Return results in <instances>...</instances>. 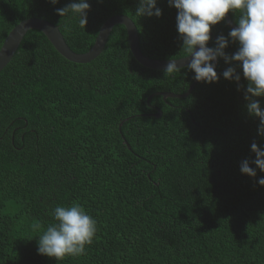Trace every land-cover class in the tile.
Instances as JSON below:
<instances>
[{"label":"trees","instance_id":"16d2710c","mask_svg":"<svg viewBox=\"0 0 264 264\" xmlns=\"http://www.w3.org/2000/svg\"><path fill=\"white\" fill-rule=\"evenodd\" d=\"M70 2L0 0V49L19 23L42 18L85 54L109 18L126 15L144 55L186 57L168 0H157L159 18L136 16L139 0H88L85 30L56 14ZM230 30L226 19L213 26L208 46ZM238 48L229 38L225 52ZM229 66L218 59V82L164 99L154 94L186 93L195 73L141 65L125 26L86 64L30 30L0 72V264H57L38 254L37 240L55 207L74 203L97 232L83 255L58 264H264V172L251 163V144L264 148V137L247 112L242 71L239 84L222 75ZM244 160L255 178L241 173Z\"/></svg>","mask_w":264,"mask_h":264},{"label":"clouds","instance_id":"9594fccd","mask_svg":"<svg viewBox=\"0 0 264 264\" xmlns=\"http://www.w3.org/2000/svg\"><path fill=\"white\" fill-rule=\"evenodd\" d=\"M49 3L56 5L59 0H49ZM168 3L177 9V31L182 50L186 58H190L187 69L195 73L194 79L207 84L218 82L215 71L218 59L235 65L222 73L226 80L239 84L241 75L237 69H240L247 81L244 95L247 112L259 119L258 134L264 137V108L257 99L264 98V0H168ZM89 10L88 0H71L65 7L57 8L56 14L77 20L79 27L85 30ZM229 12L239 15L238 26L229 31L228 38L220 35L215 40V47H209L212 27L224 21ZM134 14L140 18H159L162 11L157 7V0H139ZM229 38L239 44L231 56L225 52ZM179 69L172 61L166 66L165 73L173 74ZM251 151L256 157L251 163L264 172V148L253 142ZM240 171L251 178L257 175L248 160L241 162ZM257 183L264 186V177ZM51 215L55 222L39 235L38 254L54 259L57 264L66 257L83 255L96 235L97 221L75 203L55 207Z\"/></svg>","mask_w":264,"mask_h":264},{"label":"water","instance_id":"95a60500","mask_svg":"<svg viewBox=\"0 0 264 264\" xmlns=\"http://www.w3.org/2000/svg\"><path fill=\"white\" fill-rule=\"evenodd\" d=\"M225 19L228 26L231 29L237 27V25L232 21L229 13L226 15ZM116 25L125 26L128 34V40H129L131 52L135 57V59L141 65L153 70H165L166 66L170 62L175 61L177 67H179L180 69L187 67V63L190 60V58L185 57L178 60H155L144 55L140 47V37H139L138 28L134 23V21L126 15H115L109 18L102 25L94 46L89 52L85 54H78L74 52L66 42V39L63 33L61 32L60 27L51 23L50 21L42 18H30L25 21H22L17 26H15L13 30L9 33V35L5 39L0 49V72H2L7 67V65L12 61L24 37L30 30L34 29L41 31L48 38V40L56 49V51L65 59L74 63L86 64L92 62L102 54L108 43L110 34L112 33ZM217 62H216L215 70L217 67ZM197 83L198 82L195 80L193 85L184 94L160 92L154 95H160L164 99L186 98L194 90ZM154 95L150 96L148 101H150V99L154 97ZM161 116H162V112L160 111V113L156 117H161Z\"/></svg>","mask_w":264,"mask_h":264}]
</instances>
